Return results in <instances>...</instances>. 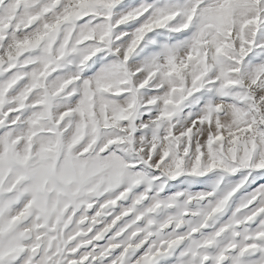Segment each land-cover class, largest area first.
I'll return each instance as SVG.
<instances>
[{
	"label": "snow or ice",
	"instance_id": "obj_1",
	"mask_svg": "<svg viewBox=\"0 0 264 264\" xmlns=\"http://www.w3.org/2000/svg\"><path fill=\"white\" fill-rule=\"evenodd\" d=\"M0 264H264V0H0Z\"/></svg>",
	"mask_w": 264,
	"mask_h": 264
}]
</instances>
